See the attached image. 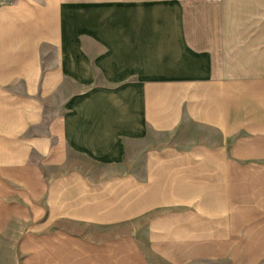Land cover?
<instances>
[{
	"label": "crops",
	"instance_id": "crops-1",
	"mask_svg": "<svg viewBox=\"0 0 264 264\" xmlns=\"http://www.w3.org/2000/svg\"><path fill=\"white\" fill-rule=\"evenodd\" d=\"M240 24L257 32L184 0H0V251L17 229L33 264H154L194 236L235 136L264 133L263 27Z\"/></svg>",
	"mask_w": 264,
	"mask_h": 264
},
{
	"label": "rangeland",
	"instance_id": "rangeland-1",
	"mask_svg": "<svg viewBox=\"0 0 264 264\" xmlns=\"http://www.w3.org/2000/svg\"><path fill=\"white\" fill-rule=\"evenodd\" d=\"M192 22L229 21L226 35H253L257 29L243 28L241 22L260 23L264 35V0H184ZM240 24L239 26H237ZM263 24V25H262ZM234 26V27H233ZM219 28L201 32L216 35ZM263 104V103H262ZM260 108L259 112H261ZM264 111V110H262ZM203 175H205L203 173ZM215 176V174H214ZM219 177L220 175L217 174ZM209 190L211 201L203 204L202 219L190 222L194 236L171 240L165 253H148L154 264H264V133L251 132L235 136L233 172ZM206 183L203 180V186ZM203 202L208 189H202ZM227 194V210L221 205V195ZM217 194V196H216ZM224 207V208H223ZM223 208V211H221ZM4 238L0 264H33L34 253L27 252L34 238L11 231ZM25 249V250H24Z\"/></svg>",
	"mask_w": 264,
	"mask_h": 264
}]
</instances>
